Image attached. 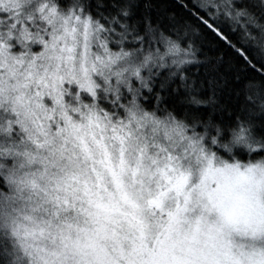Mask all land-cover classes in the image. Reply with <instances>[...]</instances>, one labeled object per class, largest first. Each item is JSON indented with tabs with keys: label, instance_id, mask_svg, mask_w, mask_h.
Listing matches in <instances>:
<instances>
[{
	"label": "snow or ice",
	"instance_id": "obj_1",
	"mask_svg": "<svg viewBox=\"0 0 264 264\" xmlns=\"http://www.w3.org/2000/svg\"><path fill=\"white\" fill-rule=\"evenodd\" d=\"M0 264H264V0H0Z\"/></svg>",
	"mask_w": 264,
	"mask_h": 264
}]
</instances>
